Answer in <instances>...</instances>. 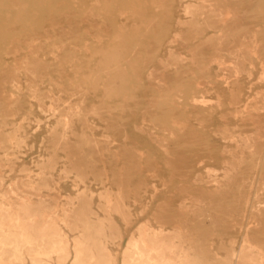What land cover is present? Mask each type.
Segmentation results:
<instances>
[{
    "label": "bare ground",
    "instance_id": "1",
    "mask_svg": "<svg viewBox=\"0 0 264 264\" xmlns=\"http://www.w3.org/2000/svg\"><path fill=\"white\" fill-rule=\"evenodd\" d=\"M213 1L0 0V264H264V245L242 239L224 244L229 251L224 254L205 237L233 228V213L213 210L240 201L235 191L212 192L215 203L206 195L192 196L187 206L200 220L193 226L175 215L180 201H173L169 212L153 214L167 224L156 225L149 217L129 236L113 212L133 217L125 198L157 184L147 180V171L155 179L169 171L173 183L196 169L190 164L194 158L209 160L212 152L233 149L237 159L219 168L208 165L206 179L231 188L248 172L250 159L264 158V129L259 127L264 114L247 118L240 128L234 125L228 136L188 122L180 127V117L210 115L201 104L208 97L193 98L194 91L206 92L209 86L208 80L207 85L195 82L198 75L216 71L234 78L243 72L222 65L215 70L197 57L186 61L177 49L182 44L193 55L211 48L201 38L210 31L198 26L184 30V37L180 24L190 23L195 14L198 23L220 20L223 0ZM240 1L242 10L232 20L259 11L263 20L241 36L264 51V0ZM192 37L196 44L187 46ZM238 41L236 31L223 38L231 57L239 56L233 45ZM242 57L264 64V52ZM258 87L257 79H245L242 93L219 94V102L230 100L243 112L254 105L264 113V102H240ZM155 113L158 125L147 124ZM37 128H42L40 144L48 156L35 163L26 155ZM218 136L235 141L218 143ZM140 146L146 156L138 154ZM176 153L180 156L170 163L153 158ZM107 172L111 181L101 179L97 190L90 187L91 176ZM70 179L76 193L65 186ZM184 187L195 189L187 182ZM156 194L164 199L169 192ZM258 199L264 203V192H254L246 212L264 220ZM263 231L251 230L254 236Z\"/></svg>",
    "mask_w": 264,
    "mask_h": 264
},
{
    "label": "rangeland",
    "instance_id": "2",
    "mask_svg": "<svg viewBox=\"0 0 264 264\" xmlns=\"http://www.w3.org/2000/svg\"><path fill=\"white\" fill-rule=\"evenodd\" d=\"M186 2L198 3L203 4L206 2H214L213 0H185ZM223 7L225 9V15L218 21H207V22H200L197 21V15L193 18V21L190 23H181L180 24V34L183 36H187L186 32L190 31L193 28L198 26L203 27L210 31L209 35L201 36L203 45H209L211 48L209 50H205L201 48L195 54H190L189 50H187L182 44L177 45V49L180 50L182 54L186 56V61H194L195 57L201 58L204 62H207L215 67V70L218 66H234L239 67L243 70L242 73L236 75L234 78L230 77L226 74H219L218 72H212L211 74L201 73L195 78V82H198L202 85H207L206 80H208V88L207 91H194V100L200 99L203 100L204 98L208 97L207 100L202 102L201 104L205 108V110L210 113V115L202 117L198 120L190 119L185 120L184 118L180 117V127H183L188 123L194 124L198 127H203L207 130H219L221 134L228 136L229 129L234 127L240 128L246 125V121L251 119L255 116L263 115V110L260 109L258 106H251L247 111H238L235 110V103H232L230 100H226L225 102H219L218 95L227 93L228 95H239L242 93V85L245 79H257L260 82V87L255 90L251 91V96L246 97V95L241 97V104H258L264 102V64L262 61L259 60L256 63L250 62L248 59L242 57L243 55H261L263 49L258 48L260 46L257 43H252L251 41H245L241 35L243 33L250 34L255 29L252 23L260 22L263 20V16L260 14L259 11H249L247 15L241 16L237 20H232L235 14L239 13L242 10V3L240 0H223L222 1ZM184 30L186 32H184ZM230 31H236L237 37L239 41L236 44H233L239 56L231 57L229 55V48L228 43L226 44L223 42V38L225 37L226 33ZM181 35V36H182ZM184 36V37H185ZM181 38V37H180ZM186 44L187 46L195 45L196 39L191 38ZM242 55V56H241ZM247 70H253L254 74L249 76ZM164 85H171L169 83H164ZM171 89H174L172 86ZM204 92V93H203ZM118 112V110H116ZM115 111V112H116ZM213 116V117H212ZM232 117H236V120L231 119ZM248 118V119H247ZM222 119V120H220ZM158 118L156 113L147 117L145 122L147 124H154L158 125ZM235 125V126H234ZM234 126V127H233ZM260 128L264 129V121L259 124ZM115 126L109 129L110 132L115 131ZM42 128H37L36 135L34 140V147L33 149L26 155L27 160H32L35 163L39 161H43L47 159L48 151L41 147L40 141L42 138ZM171 135L170 133H168ZM175 136V135H173ZM215 142L218 143H229L233 144L235 140H231L229 138H221L220 136L216 137ZM174 142V141H173ZM109 147H113V143H110ZM90 146L97 147L96 143H90ZM106 147V146H105ZM109 148V149H110ZM138 154L142 156H146L143 150V147L140 146L138 148ZM180 156V153L171 154V155H160V156H153L157 160V162H166L170 163V159H177ZM230 159H237V156L234 154V150L230 149L227 152L216 151L212 152V157L209 160H202V159H193L191 161V165L195 164L198 165L194 167L196 169L192 170L191 174L185 175L182 174L180 176V180L171 183L170 178L172 177L171 172H166L161 175L159 178L155 179L152 177L149 171L146 172V178L148 181L156 182V186L153 185L150 188L143 190L138 195H131L130 197L125 198V202L130 206V209L133 213V217L129 219H124L117 211L114 212V216L116 221H118L121 227L126 230V236H129L131 231L135 230L138 223L143 220H149L153 214L163 211L169 212L171 211V205L174 202L178 203L180 201V209L176 211L175 215L180 218L181 221H188V223L193 226L197 223L199 218H195L192 216L191 209L187 206V203L190 202V199L194 195H206L207 201L214 202L215 198L213 197L214 191H216L217 195H226L230 193V191H235L240 199L237 203L226 204L225 208H219L213 210V213H223V214H231L233 213V217H230L231 222L234 223L233 228L228 233H207L205 237L208 239L209 242L213 243V246L219 248V251L228 254V250L222 249L224 244L226 245H233L237 244L238 242L242 241V239H247L249 242L256 244V245H264V231L260 232L258 235H252L251 230L256 227H261L264 230V220L258 217V215L253 214L251 212V216H249V212H246V209L252 204L250 199L253 197L254 192L256 194H260L264 192V174L261 170H264V158L260 159H250L248 168V172H244L241 176L240 181L235 184L231 188H224L218 186L216 183L206 181L208 172L207 166L212 165L214 167H221L225 162ZM141 166V165H140ZM144 168L146 165L143 163L142 165ZM255 166L258 167V172L254 169ZM263 168V169H262ZM196 170V171H195ZM251 171V172H250ZM150 173V174H149ZM198 176L200 178L199 181L194 182L193 178ZM251 176L256 177L255 183L250 181ZM101 179H106L108 182L111 181L110 173H105L104 175L97 177L91 176L89 179L92 181L91 188L97 190L100 189L102 186L97 182H100ZM187 182L188 184L194 185V190H186L184 187V183ZM155 184V183H153ZM110 185V184H109ZM68 189L69 193H76V186L74 181L70 179L67 184L65 185ZM116 188V187H115ZM160 190H167L169 195L164 199H159L157 197V192ZM97 192H95L96 194ZM65 196V195H64ZM262 199H258L257 204L262 208L258 211V213H264V203H262ZM156 203V204H155ZM148 204V205H147ZM147 205V210L145 209L144 212H138L139 209ZM149 205H151L149 207ZM155 206V207H154ZM157 206V207H156ZM233 207V208H232ZM235 207V208H234ZM155 208V209H154ZM153 210V211H152ZM143 214V215H142ZM247 214V215H245ZM139 215V216H138ZM148 216V217H147ZM150 217V218H149ZM145 218V219H144ZM118 219V220H117ZM120 219V220H119ZM151 222L154 224L165 223L167 224V219L165 217H159V219H154L152 217ZM126 228V229H125ZM130 228V229H129ZM134 228V229H133ZM128 230V231H127ZM244 230V231H243ZM129 234V235H128ZM212 240V241H211Z\"/></svg>",
    "mask_w": 264,
    "mask_h": 264
}]
</instances>
